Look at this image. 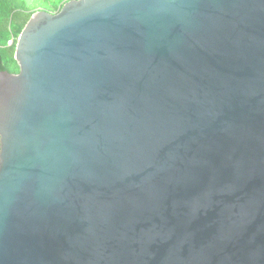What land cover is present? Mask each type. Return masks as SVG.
Wrapping results in <instances>:
<instances>
[{"label": "water", "instance_id": "95a60500", "mask_svg": "<svg viewBox=\"0 0 264 264\" xmlns=\"http://www.w3.org/2000/svg\"><path fill=\"white\" fill-rule=\"evenodd\" d=\"M0 70V264H264V0H68Z\"/></svg>", "mask_w": 264, "mask_h": 264}, {"label": "trees", "instance_id": "16d2710c", "mask_svg": "<svg viewBox=\"0 0 264 264\" xmlns=\"http://www.w3.org/2000/svg\"><path fill=\"white\" fill-rule=\"evenodd\" d=\"M68 0H0V70L16 72L15 41L30 15L41 8L56 12Z\"/></svg>", "mask_w": 264, "mask_h": 264}, {"label": "rangeland", "instance_id": "374dc122", "mask_svg": "<svg viewBox=\"0 0 264 264\" xmlns=\"http://www.w3.org/2000/svg\"><path fill=\"white\" fill-rule=\"evenodd\" d=\"M30 1V0H29ZM37 9H41V8H37Z\"/></svg>", "mask_w": 264, "mask_h": 264}]
</instances>
